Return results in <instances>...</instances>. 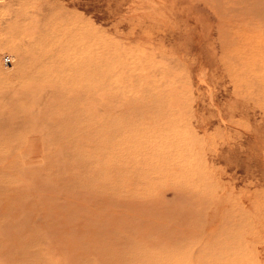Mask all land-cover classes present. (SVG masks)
Segmentation results:
<instances>
[{
	"label": "rangeland",
	"instance_id": "374dc122",
	"mask_svg": "<svg viewBox=\"0 0 264 264\" xmlns=\"http://www.w3.org/2000/svg\"><path fill=\"white\" fill-rule=\"evenodd\" d=\"M0 264H264V0H0Z\"/></svg>",
	"mask_w": 264,
	"mask_h": 264
},
{
	"label": "bare ground",
	"instance_id": "6f19581e",
	"mask_svg": "<svg viewBox=\"0 0 264 264\" xmlns=\"http://www.w3.org/2000/svg\"><path fill=\"white\" fill-rule=\"evenodd\" d=\"M8 62H10V59L8 58ZM27 85H29V87H27L28 88V91L27 92H25L26 94H29V95H31V94H34V95H40V93L42 94L43 93V91H42V89H43V87H45L46 85H45V82L44 83H42L40 86H38V85H32V84H28L27 83ZM49 86H51L50 84H49ZM70 87L71 88H73V89H78V87H77V83L74 81V80H72V82H71V84H70ZM26 88V89H27ZM82 90V89H81ZM89 94V93H88ZM35 96V97H36ZM43 96V95H42ZM29 97V99H31L30 97L31 96H28ZM32 97H33V95H32ZM34 97V98H35ZM41 97V96H40ZM40 97H38V98H40ZM31 101H33V100H30L29 102L30 103H32ZM36 101V100H35ZM40 102V101H39ZM30 103H28L27 102V104L26 105H29ZM77 103V105H76V109H79L80 108V106H79V103L78 102H76ZM75 105V104H74ZM32 106V105H31ZM30 106V107H31ZM37 106V105H36ZM43 106V105H42ZM41 106V107H42ZM29 107V106H28ZM38 107V106H37ZM26 110L28 109L29 111H30V108H25ZM33 110H35V109H33ZM39 111V110H38ZM37 112V111H36ZM33 114V113H32ZM34 115V114H33ZM75 126H76V124H75ZM79 127H81V126H79ZM35 128V127H34ZM33 128V129H34ZM65 129V128H64ZM62 130L61 131V135H65L66 136V142H67V144H69V145H74L73 147H76V146H78V147H80V146H82V145H86L89 141H91L92 140V138H93V136L92 137H90V135H91V131H92V128L91 127H89V126H85V130L82 132V134H81V136H79V134H78V132H76L75 131V129H72V126L70 127V128H68V129H65V130ZM79 129V128H78ZM32 131V130H31ZM45 134H47V135H49V133L48 132H46ZM44 137H46V135L44 136ZM90 137V138H89Z\"/></svg>",
	"mask_w": 264,
	"mask_h": 264
},
{
	"label": "built area",
	"instance_id": "2783aa9c",
	"mask_svg": "<svg viewBox=\"0 0 264 264\" xmlns=\"http://www.w3.org/2000/svg\"><path fill=\"white\" fill-rule=\"evenodd\" d=\"M4 61L8 62L9 60H8V58H5Z\"/></svg>",
	"mask_w": 264,
	"mask_h": 264
}]
</instances>
